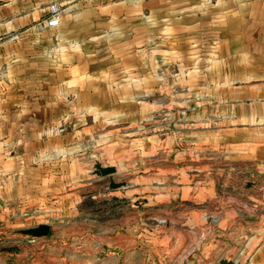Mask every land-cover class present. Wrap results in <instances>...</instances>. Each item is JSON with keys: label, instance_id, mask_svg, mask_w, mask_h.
<instances>
[{"label": "crops", "instance_id": "obj_1", "mask_svg": "<svg viewBox=\"0 0 264 264\" xmlns=\"http://www.w3.org/2000/svg\"><path fill=\"white\" fill-rule=\"evenodd\" d=\"M23 223L50 232L0 264H264V0H0V233Z\"/></svg>", "mask_w": 264, "mask_h": 264}, {"label": "water", "instance_id": "obj_2", "mask_svg": "<svg viewBox=\"0 0 264 264\" xmlns=\"http://www.w3.org/2000/svg\"><path fill=\"white\" fill-rule=\"evenodd\" d=\"M96 169L98 172L106 175L109 173L114 172L116 169L112 166H103L101 162H97L96 164ZM114 184V185H113ZM123 183H112V186H120ZM22 232L29 234L31 236L37 237V236H42V235H47L50 232V225L46 224V223H41L37 226L34 227H29V228H25L22 229ZM221 264H230V262L226 259L221 261Z\"/></svg>", "mask_w": 264, "mask_h": 264}, {"label": "rangeland", "instance_id": "obj_3", "mask_svg": "<svg viewBox=\"0 0 264 264\" xmlns=\"http://www.w3.org/2000/svg\"><path fill=\"white\" fill-rule=\"evenodd\" d=\"M27 224H19V226H16L13 228V231L11 232L12 235H10V230L5 231V229H2V232L0 233V248H6V247H13L14 249L21 247V245L26 244L25 242H22V237H27L21 230L18 228H26ZM29 243V242H28ZM48 244L51 245V243H46L45 246H48ZM52 246V245H51Z\"/></svg>", "mask_w": 264, "mask_h": 264}, {"label": "built area", "instance_id": "obj_4", "mask_svg": "<svg viewBox=\"0 0 264 264\" xmlns=\"http://www.w3.org/2000/svg\"><path fill=\"white\" fill-rule=\"evenodd\" d=\"M50 18L49 23L50 24H57L60 20V14H61V8L58 3H52L50 5Z\"/></svg>", "mask_w": 264, "mask_h": 264}]
</instances>
